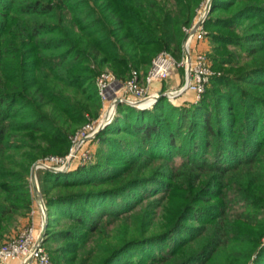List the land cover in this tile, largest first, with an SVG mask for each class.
I'll list each match as a JSON object with an SVG mask.
<instances>
[{
    "label": "trees",
    "instance_id": "obj_1",
    "mask_svg": "<svg viewBox=\"0 0 264 264\" xmlns=\"http://www.w3.org/2000/svg\"><path fill=\"white\" fill-rule=\"evenodd\" d=\"M205 0H0V246L30 218L33 166L103 107L96 79L181 58ZM197 102L123 103L91 162L42 169L55 264H264V0H213Z\"/></svg>",
    "mask_w": 264,
    "mask_h": 264
},
{
    "label": "built area",
    "instance_id": "obj_2",
    "mask_svg": "<svg viewBox=\"0 0 264 264\" xmlns=\"http://www.w3.org/2000/svg\"><path fill=\"white\" fill-rule=\"evenodd\" d=\"M208 1L202 4L193 24L184 28L186 39L181 58H177L171 52L164 50L153 59L147 73L144 74L133 69L129 77L124 80L119 79L110 70L100 73L96 79L103 103L100 116L90 120L77 132L68 155L48 156L36 163L38 169H48V167L61 169L69 160H71L70 167H72V163L76 159H79V165L91 162L94 158V151L89 144L95 143L97 133L115 119L118 109L116 107L117 100H121L122 104L126 103L138 109L152 108L158 101L160 92L172 103L181 99L186 93L194 94L195 102L199 101L205 93L211 77L215 74L208 50L199 46L200 43L209 38L204 27V22L208 16H205ZM199 22L201 24L197 27ZM180 69H183L182 83L177 87L164 89L161 83L169 80ZM148 99V103H143ZM31 190L34 195V205L29 222L15 236H11L0 246V264H54L50 253L44 247V243H39L45 222L46 201L43 194L40 198L37 197L32 182ZM38 215L41 217L40 224L36 222ZM30 259H32L31 263L29 262Z\"/></svg>",
    "mask_w": 264,
    "mask_h": 264
},
{
    "label": "water",
    "instance_id": "obj_3",
    "mask_svg": "<svg viewBox=\"0 0 264 264\" xmlns=\"http://www.w3.org/2000/svg\"><path fill=\"white\" fill-rule=\"evenodd\" d=\"M212 4H213V0H209L208 1V5H207V9H206V12H205V16H207L211 12ZM200 24L201 23L199 22L197 24V27ZM163 96H164V94L162 92H160L159 93V96H158V100L161 97H163ZM120 104H122V101L121 100H117L116 101V107H118ZM101 131L102 130H100L99 132H101ZM70 165H71V160L67 161V163L65 164V166L63 168H61V169L60 168H56V167H48V169L51 170V171H54V172H64V171H66V170L69 169ZM37 170H38V165L35 164L33 166V168H32V172H31V182L33 184V187H34V190L36 192L37 197L40 198L41 195H42V192L40 191V184H39V181H38ZM47 228H48V210H46L45 222H44L43 229H42L41 236H40V240H39V243L40 244H43L44 241H45V238H46V235H47ZM29 262L31 263L32 262V259H30Z\"/></svg>",
    "mask_w": 264,
    "mask_h": 264
},
{
    "label": "rangeland",
    "instance_id": "obj_4",
    "mask_svg": "<svg viewBox=\"0 0 264 264\" xmlns=\"http://www.w3.org/2000/svg\"><path fill=\"white\" fill-rule=\"evenodd\" d=\"M208 0H205L204 1V3L203 4H205L206 2H207ZM200 44H203L206 48L205 49H207L208 50V54H209V56L211 55V53H212V50H213V43L211 42V39L210 38H208L206 41H204V42H202V43H200ZM200 46V45H199ZM201 48H203V47H201ZM211 59V58H210ZM211 64H212V69H214L213 68V61L211 60ZM110 70V69H109ZM179 72H182L183 73V69H180V70H178ZM167 82V81H166ZM166 82H163V83H161V85H162V87L164 88V89H168V87L169 86H167L166 85ZM181 101L182 100H177L175 103L176 104H179V105H181ZM194 102H195V100H193ZM193 101H191V102H193ZM184 102L182 101V104H183ZM188 103V102H187ZM89 145H91V148L93 149V151H94V155H95V153H96V150L98 149V146H99V143L97 142H95V143H93V142H91ZM79 159H76V160H74L73 161V163H72V167H77L79 164ZM41 170L42 169H38L37 170V175H38V181H39V177H40V173H41ZM28 219H22L21 220V222H20V227L19 228H17V230H14L13 231V236H15L16 234H17V232L22 228V227H24V226H26L27 224H28ZM44 246L45 247H47V245H46V243H44ZM52 261H53V256H52ZM54 263V262H53ZM55 264V263H54Z\"/></svg>",
    "mask_w": 264,
    "mask_h": 264
},
{
    "label": "crops",
    "instance_id": "obj_5",
    "mask_svg": "<svg viewBox=\"0 0 264 264\" xmlns=\"http://www.w3.org/2000/svg\"><path fill=\"white\" fill-rule=\"evenodd\" d=\"M200 47L206 48L203 44H200ZM182 81H183L182 72H177L169 80H167L166 85L169 86L168 88L177 87L182 83ZM194 98H195L194 94L186 93L180 100H182L185 103V102H191L195 100ZM182 101H181V104H182ZM40 221H41L40 215L36 216L37 224H40L41 223Z\"/></svg>",
    "mask_w": 264,
    "mask_h": 264
},
{
    "label": "bare ground",
    "instance_id": "obj_6",
    "mask_svg": "<svg viewBox=\"0 0 264 264\" xmlns=\"http://www.w3.org/2000/svg\"><path fill=\"white\" fill-rule=\"evenodd\" d=\"M148 102H149V99H148V100H146V101H144L143 103H145V104H146V103H148Z\"/></svg>",
    "mask_w": 264,
    "mask_h": 264
}]
</instances>
